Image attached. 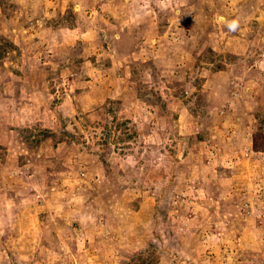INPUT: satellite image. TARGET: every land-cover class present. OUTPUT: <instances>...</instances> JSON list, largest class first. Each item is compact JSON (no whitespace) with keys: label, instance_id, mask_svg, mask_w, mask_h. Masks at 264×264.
<instances>
[{"label":"rangeland","instance_id":"1","mask_svg":"<svg viewBox=\"0 0 264 264\" xmlns=\"http://www.w3.org/2000/svg\"><path fill=\"white\" fill-rule=\"evenodd\" d=\"M0 264H264V0H0Z\"/></svg>","mask_w":264,"mask_h":264}]
</instances>
